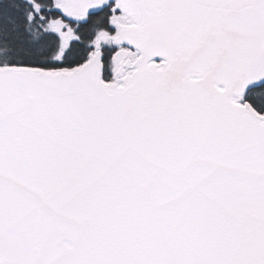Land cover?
Segmentation results:
<instances>
[{"label":"snow or ice","instance_id":"obj_1","mask_svg":"<svg viewBox=\"0 0 264 264\" xmlns=\"http://www.w3.org/2000/svg\"><path fill=\"white\" fill-rule=\"evenodd\" d=\"M0 264H264V0H0Z\"/></svg>","mask_w":264,"mask_h":264}]
</instances>
